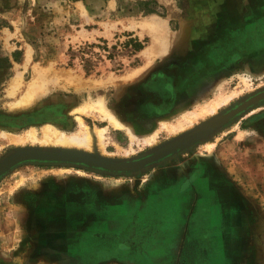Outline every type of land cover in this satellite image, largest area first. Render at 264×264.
Returning <instances> with one entry per match:
<instances>
[{
  "label": "rangeland",
  "instance_id": "374dc122",
  "mask_svg": "<svg viewBox=\"0 0 264 264\" xmlns=\"http://www.w3.org/2000/svg\"><path fill=\"white\" fill-rule=\"evenodd\" d=\"M263 89L264 0H0V107L29 111L4 143L89 129L92 149L78 150L136 159ZM99 100L137 137L74 112ZM205 143L135 175L11 171L0 264H264V104ZM20 193L45 195L51 215L61 195L66 231L12 202Z\"/></svg>",
  "mask_w": 264,
  "mask_h": 264
},
{
  "label": "water",
  "instance_id": "95a60500",
  "mask_svg": "<svg viewBox=\"0 0 264 264\" xmlns=\"http://www.w3.org/2000/svg\"><path fill=\"white\" fill-rule=\"evenodd\" d=\"M263 104L264 89L136 159L118 160L96 153L59 148L17 147L0 160V181L11 171L25 164L74 166L103 174L135 175L191 150Z\"/></svg>",
  "mask_w": 264,
  "mask_h": 264
},
{
  "label": "bare ground",
  "instance_id": "6f19581e",
  "mask_svg": "<svg viewBox=\"0 0 264 264\" xmlns=\"http://www.w3.org/2000/svg\"><path fill=\"white\" fill-rule=\"evenodd\" d=\"M157 30V27H156ZM20 87V86H19ZM90 105V104H89ZM22 106H28L27 104ZM23 108V107H20ZM216 108V107H215ZM214 110V107L212 108ZM211 109V110H212ZM256 110V109H255ZM86 111L90 112H98L103 115V117L108 121L109 124H111L113 127L118 129H123L128 132V134L136 138L137 134L134 132L133 129L129 128L122 119H120L117 115L113 114L106 106L105 103L101 100L97 101L95 104H91L87 107H82L79 109H76L74 112L77 114H83L86 113ZM254 111V110H253ZM252 111V112H253ZM251 113V112H250ZM184 114V113H183ZM77 121L82 123V119L77 116ZM244 135V132H241ZM239 135H241L239 133ZM100 138L102 137V131L99 134ZM155 135L145 136V141L150 142L152 139H154ZM213 137L206 139L203 143L207 142L208 140L212 139ZM5 139L7 141V144L9 145H16L19 147H25V146H34L36 143L39 145H54L59 147L60 149H66V150H76V151H82L78 149H85V150H91L92 149V141H93V132H91L89 129H86V132L84 134L79 135H67L64 132H61L57 128L53 126H45V128L42 131V137L39 139L36 131L34 129L28 130L24 135L20 137H15L12 135H5ZM201 143V144H203ZM215 142H209L205 143V145L202 146V151L205 153H210L212 149L214 148ZM202 155V154H201ZM82 173V172H81Z\"/></svg>",
  "mask_w": 264,
  "mask_h": 264
},
{
  "label": "crops",
  "instance_id": "0c3cea01",
  "mask_svg": "<svg viewBox=\"0 0 264 264\" xmlns=\"http://www.w3.org/2000/svg\"><path fill=\"white\" fill-rule=\"evenodd\" d=\"M178 104L174 107L173 110H175L177 108ZM9 109L13 112H7L3 111L2 108L0 107V132H7V133H11V134H17L16 132H18L19 130H21V128L16 125L14 122H16V120H23L27 115H29V111H20L19 108L16 109H12V107H9ZM34 124V123H31ZM0 133V134H1ZM1 137V136H0ZM9 146H13V145H9L7 143L2 142L1 138H0V153L2 152V149H5ZM29 165H33V166H38V167H31V169L29 170ZM24 167V168H23ZM18 172H20L21 170L23 171V173H28V171H32L34 172V175L38 176L39 174H43V173H50L51 171H53L52 169L49 168H44L43 165H36V164H25L22 166L17 167L16 169H14ZM13 170V171H14ZM21 171V172H22ZM56 171V170H55ZM44 177H46L47 179L43 182V187L44 189L48 188L51 183L53 181H55V178H52L50 174L44 175ZM52 178V179H51ZM5 187V185H4ZM43 197L37 196V195H27L26 194H18L16 195L14 198H12V202H16V203H20L22 206H24L25 209L29 210V214H35L38 218L43 219V222L45 223V220H48L50 223L51 221H54L55 225L53 226V231H56V233L58 234H62L66 231V219H67V215H66V211L61 209V195H59L58 200H54V202L56 201L58 206L55 209V212L53 213V215H51L50 210H48V208L46 207V204H48V202H50V199L47 201L45 198V195H42ZM9 198V197H8ZM10 198V199H11ZM77 200V199H76ZM213 203H218L219 204V208L222 207V196H212L211 200ZM42 204V205H40ZM53 218H52V217ZM52 219V220H51ZM24 228L26 229L27 223L24 225ZM45 229V227H43V230ZM45 232V231H43Z\"/></svg>",
  "mask_w": 264,
  "mask_h": 264
},
{
  "label": "trees",
  "instance_id": "16d2710c",
  "mask_svg": "<svg viewBox=\"0 0 264 264\" xmlns=\"http://www.w3.org/2000/svg\"><path fill=\"white\" fill-rule=\"evenodd\" d=\"M129 44L134 48V50L139 51L143 48V45L139 43L137 40H129Z\"/></svg>",
  "mask_w": 264,
  "mask_h": 264
},
{
  "label": "flooded vegetation",
  "instance_id": "af4514ba",
  "mask_svg": "<svg viewBox=\"0 0 264 264\" xmlns=\"http://www.w3.org/2000/svg\"><path fill=\"white\" fill-rule=\"evenodd\" d=\"M43 166H48V165H43ZM56 166H64V165H56ZM80 168H81V167H80ZM205 180H206V179L204 178L203 181H205ZM203 181H202V182H203ZM219 212H220V213H219ZM219 212H218V213H219V216L222 217V215H221V214H222L221 210H220ZM205 213H206V212H205Z\"/></svg>",
  "mask_w": 264,
  "mask_h": 264
}]
</instances>
